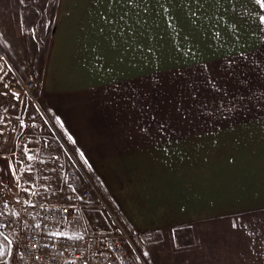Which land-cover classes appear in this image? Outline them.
Here are the masks:
<instances>
[{
  "label": "crops",
  "instance_id": "crops-1",
  "mask_svg": "<svg viewBox=\"0 0 264 264\" xmlns=\"http://www.w3.org/2000/svg\"><path fill=\"white\" fill-rule=\"evenodd\" d=\"M26 1L56 9L49 18V34L41 33L46 20L40 25L32 17L26 27L13 10H0L1 37L11 54L25 61L38 88L34 99L19 91L17 82L6 78L0 53V110H5L0 121L8 123L0 147L9 146L18 112L25 108L26 117L32 116L37 100L41 113L53 118L140 232L187 225L192 242L185 246L178 238L172 241L175 264H264V114H148L141 91L146 79L139 70L132 75L136 42H131L123 15L106 14V8L224 4ZM25 3L0 0V8ZM195 118L221 125L218 130L177 126ZM14 164L13 173L19 176L23 162ZM10 198L0 189V202Z\"/></svg>",
  "mask_w": 264,
  "mask_h": 264
},
{
  "label": "rangeland",
  "instance_id": "rangeland-1",
  "mask_svg": "<svg viewBox=\"0 0 264 264\" xmlns=\"http://www.w3.org/2000/svg\"><path fill=\"white\" fill-rule=\"evenodd\" d=\"M22 1L26 3L0 10L8 14L13 10L26 27L32 17L40 25L46 20L41 33L49 34V18L56 8ZM211 2L224 5L106 8V14L124 16L131 42H136L132 75L139 70L140 78L146 79L141 91L146 95L148 114H264V22L260 19L264 7L256 0ZM29 42L36 47L32 40ZM0 53L6 60V78L13 79L19 91L34 99L38 88L30 92L24 86L28 79L34 80L33 74L27 73L25 61L11 54L1 34ZM35 101L34 114L26 117L25 108L22 114L19 111L9 146L0 147L3 196L13 199L20 193L21 200L29 204L66 202L68 180L89 177L96 192L81 209L86 222L121 236L134 249L140 264H175L178 258L172 241L176 243L178 238L185 246L192 242L187 225L140 232L132 223L133 217L108 195L53 118L42 114ZM4 113L0 110V119ZM220 123L195 118L181 120L177 126L218 130ZM3 134L0 132V138ZM31 145H38L40 151L34 160L27 161L25 152ZM18 161L23 164L16 176L14 162Z\"/></svg>",
  "mask_w": 264,
  "mask_h": 264
},
{
  "label": "built area",
  "instance_id": "built-area-1",
  "mask_svg": "<svg viewBox=\"0 0 264 264\" xmlns=\"http://www.w3.org/2000/svg\"><path fill=\"white\" fill-rule=\"evenodd\" d=\"M36 87L32 79L25 82L27 91ZM7 125L1 120L0 132ZM39 151L38 145H31L25 154L34 158ZM68 187L66 202H0V264H140L121 236L84 219L81 209L96 192L94 181L71 178Z\"/></svg>",
  "mask_w": 264,
  "mask_h": 264
},
{
  "label": "snow or ice",
  "instance_id": "snow-or-ice-1",
  "mask_svg": "<svg viewBox=\"0 0 264 264\" xmlns=\"http://www.w3.org/2000/svg\"><path fill=\"white\" fill-rule=\"evenodd\" d=\"M256 2L258 4H260L261 7H264V0H256ZM260 19H261V22H264V16L260 17ZM5 239H7V238L5 237ZM0 255H3V252L2 251H0Z\"/></svg>",
  "mask_w": 264,
  "mask_h": 264
}]
</instances>
